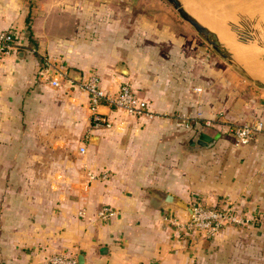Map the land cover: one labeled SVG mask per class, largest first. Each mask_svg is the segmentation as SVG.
<instances>
[{"label":"crops","instance_id":"crops-1","mask_svg":"<svg viewBox=\"0 0 264 264\" xmlns=\"http://www.w3.org/2000/svg\"><path fill=\"white\" fill-rule=\"evenodd\" d=\"M140 2L0 0V33L18 41L0 61V264H48L59 253L78 264H264V132L236 147L227 130L264 120V86L157 25ZM45 60L81 80L97 75L111 94L128 83L158 117L101 108L111 127L92 131L77 160L89 97L72 79L52 86ZM207 120L214 138L191 145ZM165 194L184 206L159 204ZM195 196L244 223L215 239L178 233L167 218L188 219ZM105 206L115 215L102 221Z\"/></svg>","mask_w":264,"mask_h":264},{"label":"built area","instance_id":"built-area-1","mask_svg":"<svg viewBox=\"0 0 264 264\" xmlns=\"http://www.w3.org/2000/svg\"><path fill=\"white\" fill-rule=\"evenodd\" d=\"M18 47V41L11 30L0 33V61L12 55ZM46 67L43 70L45 79L50 81L54 87H59L64 80H71L67 71L57 69L53 64L45 60ZM77 86L89 97V111L91 124L86 133L79 153H86V144L89 142L91 132L98 129L111 127V122L103 115L101 108L108 107L120 111L123 115L132 118H144L152 120L158 117L149 106L147 100L138 97L128 83L123 84L117 93L111 94L105 91L100 84V79L95 74H90L82 79ZM198 124V123H197ZM178 127L189 129V122L178 121ZM204 126L211 127L212 122L207 120ZM228 134L231 136L236 147L248 145L253 138L264 132V120L257 118L249 122L234 124L228 127ZM90 179L97 176L94 173L88 174ZM106 178V174L102 175ZM191 213L188 219L182 221L174 217L167 218L176 231L180 234L190 235L198 233L201 237L215 239L226 226L243 224L241 215L234 212L231 206H218L208 204L199 196H195L190 205ZM115 215L109 207H103L98 213V218L107 221ZM48 264H78L76 256L67 253L53 254L47 259Z\"/></svg>","mask_w":264,"mask_h":264},{"label":"rangeland","instance_id":"rangeland-1","mask_svg":"<svg viewBox=\"0 0 264 264\" xmlns=\"http://www.w3.org/2000/svg\"><path fill=\"white\" fill-rule=\"evenodd\" d=\"M140 1H141L140 4H142V2L144 4V5H140V8H143V9H141V11H142L141 13H143L147 16L153 17L155 19L157 25H159V26L166 25L171 30V32H173L175 34L187 36L190 39H191V37L195 38L197 40L198 46H202L203 48L207 49L209 54L212 55V57L214 59L215 58L217 59L218 65H220L221 67L224 66L225 68H229V70H235V73L238 76V78L245 79L251 83H254L256 86H262V87L264 86V83H262L258 79H255V78L253 79L249 75V72L251 71L258 76H261V77L264 76V65H263L264 64V33H263L264 32V28H263L264 25L262 27H259V26H256V24L254 22L251 24H243L241 22L247 16L244 13H240L237 8L238 7L239 8L244 7L249 12H251L249 7L247 5H245L242 2V0L236 1L237 4H239L238 6H237V4L234 3V0H233V4H228L229 6L228 5L226 6V3H220V4H218L217 2L216 3H210V5H207L208 6L207 12L203 18H201L202 14L197 11L196 7H194V8L191 7L189 9V7H187L186 2H183L184 0L183 1L178 0V2L181 4V6L186 11H188V13L191 16H193L209 32L214 34V36L220 42L222 48L231 54L232 59H230V60L225 59V58L221 57L220 55H218L212 49V47L206 42V40L201 35H199L193 29L192 26H190L187 22H185L182 19V17L175 10L173 5L170 2H168V0H140ZM199 1H203V2L208 3L211 0H199ZM257 1L262 3L264 0H257ZM235 5L237 7H235ZM230 8H231V10H230ZM262 18H264V16H262ZM220 25H222V26H220ZM253 25H255L256 27ZM223 26H226V28L230 26L229 29H233V30H231L233 32H231L230 30H229L230 32H227L228 30ZM249 26H250V29H252V30L247 28ZM252 26H253V28H252ZM243 27L246 28L247 31ZM221 28H223V29L221 30ZM241 29H243V30H241ZM248 29H249V31H248ZM253 29L255 30L256 33L252 32ZM260 30H261V32L263 31L262 32L263 34L261 33V35H260ZM243 31L244 32L246 31L249 34L244 33ZM257 31H259V32H257ZM232 33H234V34H232ZM257 33H258V36L256 35ZM229 34L231 36L233 35L232 37L235 38V43L237 44L238 48L234 47L235 44L230 45L228 43V41L225 39V37ZM253 34H255V35H253ZM242 38L244 40H241ZM248 38L251 40H248ZM258 38L260 40H258ZM245 39H247V42L249 41L248 44L246 43ZM236 41L237 42L241 41V42L237 43ZM243 42H245L247 44V46L246 45L244 46L243 44H241ZM259 43H261V45ZM249 44H250V46H249ZM251 44H253V45H251ZM242 45H243V48H242ZM255 46H257L258 49H256ZM232 47H234L235 49L234 48L232 49ZM246 47L248 50H250L248 53H247V51L246 52L244 51V49H246ZM239 48L241 49V52L239 51ZM242 52H244L245 55ZM249 54L255 55L256 60H259V62L262 65H260V66L250 65L249 64L250 62L248 60V58L250 57ZM75 146H76L75 158L77 160L83 159L84 157L78 153V147L80 146L79 143L77 142L75 144ZM67 171H68V167H66V166L60 167V173L61 174L65 173Z\"/></svg>","mask_w":264,"mask_h":264},{"label":"water","instance_id":"water-1","mask_svg":"<svg viewBox=\"0 0 264 264\" xmlns=\"http://www.w3.org/2000/svg\"><path fill=\"white\" fill-rule=\"evenodd\" d=\"M168 2H170L173 7L175 8V10L179 13V15L182 17V19L187 22L190 26L193 27V29L199 34L201 35L206 42L212 47V49L221 57L225 58V59H232V56L229 52L225 51L220 42L218 41V39L214 36L213 33L209 32L202 24H200L193 16H191L190 14H188L183 7L178 3L177 0H168ZM118 71L122 74H128V70L127 68L120 64V66L118 67ZM68 77L70 79H72L75 82H80L81 81V74L79 72H76L74 70H69L68 71ZM261 81V80H259ZM262 82V81H261ZM264 83V82H262ZM212 132H214V130L212 128L209 127H205V126H197L196 127V134H195V139L194 141L191 143V145H200V146H206L207 143L214 138V135L212 134ZM157 199L156 201L159 204H165V203H171V204H178V205H182V202L180 200H178L177 198H174L173 196L169 195V194H165L162 197H158L156 195ZM189 213H191L190 208H188Z\"/></svg>","mask_w":264,"mask_h":264},{"label":"bare ground","instance_id":"bare-ground-1","mask_svg":"<svg viewBox=\"0 0 264 264\" xmlns=\"http://www.w3.org/2000/svg\"><path fill=\"white\" fill-rule=\"evenodd\" d=\"M178 1V0H177ZM183 1V0H182ZM236 1H238V0H234V3L235 4H237V2ZM183 2H186V4H187V7H189V9L191 8V7H196L197 8V11L199 12V13H201L202 14V17L201 18H203L204 16H205V14H206V12H207V5H210V3H218V4H220V3H226V6L228 5V4H233V0H211L210 2H208V3H206V2H203V1H199V0H184ZM242 2L245 4V5H247L248 7H249V9H250V11L251 12H249L246 8H244V7H242V8H237L238 9V11L240 12V13H244V14H246V18H244L241 22L243 23V24H251V23H255L256 24V26H259V27H262L263 25H264V18H262V16H264V1L262 2V3H260V2H258L257 0H242ZM179 3V2H178ZM180 4V3H179ZM181 5V4H180ZM239 4H237V6H238ZM229 6V5H228ZM231 6V5H230ZM233 6V5H232ZM236 5H235V7H237ZM184 9V8H183ZM188 9V8H187ZM229 9V8H228ZM185 10V9H184ZM230 10H231V8H230ZM186 11V10H185ZM236 11V10H235ZM187 13H188V11H186ZM237 12V11H236ZM189 14V13H188ZM234 16V15H233ZM220 24V23H219ZM218 24V25H219ZM241 25V24H240ZM220 26H222V25H220ZM228 26V25H227ZM242 26V25H241ZM247 26V25H246ZM253 26H255V25H253ZM253 26H252V28H253ZM255 26V27H256ZM223 27H225L226 28V26H223ZM230 27V26H229ZM229 27H227L226 29L228 30L227 32H230L231 30H233V29H229ZM244 28V27H243ZM247 28H249L250 29V26L249 27H247ZM264 28V27H263ZM262 28V29H263ZM223 28H221V30H222ZM244 29H246V28H244ZM249 29H248V31H249ZM261 29V28H260ZM230 30V31H229ZM241 30H243V29H241ZM250 30H252V29H250ZM246 31H247V29H246ZM244 32V33H248V32ZM231 32H233V31H231ZM238 32V31H237ZM242 32V31H241ZM252 32H255V30L253 29V31ZM251 32V33H252ZM257 32H259V31H257ZM263 32V31H262ZM261 30H260V35H261ZM256 33V32H255ZM264 33V32H263ZM262 33V34H263ZM232 34H234V33H232ZM249 34V33H248ZM237 35V34H236ZM239 35V34H238ZM253 35H255V34H253ZM257 36H258V33L256 34ZM233 36V35H232ZM230 34L229 35H227L226 37H225V39L228 41V43L230 44V45H234V47H237V44L235 43V38L234 37H232ZM242 37V36H241ZM244 37V36H243ZM253 39V38H252ZM237 40V39H236ZM241 40H244L243 38L241 39ZM248 40H251V39H249L248 38ZM257 40V39H256ZM258 40H260L259 38H258ZM245 41H246V43L248 44V42H247V39H245ZM237 42V41H236ZM239 42H241V41H238L237 43H239ZM245 42H243V43H241V44H243L244 46L246 45L247 46V44L245 43ZM260 45H261V43H259ZM243 45H242V48H243ZM251 45H253V44H251ZM241 46V45H240ZM249 46H250V44H249ZM234 47H232V49L234 48ZM252 47V46H251ZM261 47V46H260ZM231 48V47H230ZM238 48V47H237ZM241 48V47H240ZM239 48V51L241 52V49ZM245 48V47H244ZM249 48V47H248ZM255 48L256 49H258V47L257 46H255ZM235 49V48H234ZM243 50V49H242ZM244 51L246 52L247 51V53L250 51V50H248L247 49V47H246V49H244ZM243 54H244V52H242ZM245 55V54H244ZM250 55V54H249ZM251 57V56H250ZM241 66V65H240ZM249 75L251 76V77H254V78H261V76L259 77L258 75H256L255 73H253V72H249ZM263 78H264V76H263Z\"/></svg>","mask_w":264,"mask_h":264},{"label":"trees","instance_id":"trees-1","mask_svg":"<svg viewBox=\"0 0 264 264\" xmlns=\"http://www.w3.org/2000/svg\"><path fill=\"white\" fill-rule=\"evenodd\" d=\"M15 38H16V36H15ZM17 39V38H16Z\"/></svg>","mask_w":264,"mask_h":264}]
</instances>
